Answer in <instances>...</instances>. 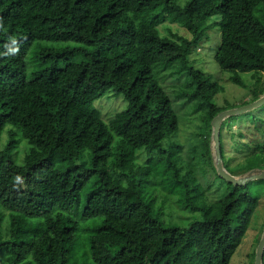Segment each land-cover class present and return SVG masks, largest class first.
<instances>
[{
	"label": "trees",
	"instance_id": "16d2710c",
	"mask_svg": "<svg viewBox=\"0 0 264 264\" xmlns=\"http://www.w3.org/2000/svg\"><path fill=\"white\" fill-rule=\"evenodd\" d=\"M157 11L189 37L161 38L150 25L135 27L134 16ZM213 17H219L220 32L214 61L239 88H246L241 75L250 74V98L242 106L253 103L264 95L259 88L264 0H0V191L11 190L17 176L27 183L33 171L49 168L33 186L23 185L22 215L42 223L27 234L23 217L10 214L7 240L0 233V264H68L78 223L95 219L100 222L90 239L92 264H229L259 207L251 188L264 181L233 186L215 175L227 194L208 204L210 185L181 172V147L161 148L177 131V117L149 62L166 51L178 52L164 62L180 59L194 86L192 98L208 103L199 157L215 173L210 123L235 108L210 104L223 88L187 65ZM10 38L18 41L13 56L5 55ZM44 42L63 45L43 47ZM35 43L40 47L33 62L21 64ZM108 92L122 95L127 109L104 121L93 103ZM224 122L219 131L224 169L234 177L263 170L259 139L248 145L231 138L234 152L224 161ZM17 138L28 145L21 164L15 158ZM137 151L147 154L149 174L162 179L166 195L177 196L182 209L198 213L199 220L185 229L167 226L142 187L111 177L107 161L124 168ZM6 215L0 207V232ZM22 236L27 238L21 241Z\"/></svg>",
	"mask_w": 264,
	"mask_h": 264
},
{
	"label": "rangeland",
	"instance_id": "374dc122",
	"mask_svg": "<svg viewBox=\"0 0 264 264\" xmlns=\"http://www.w3.org/2000/svg\"><path fill=\"white\" fill-rule=\"evenodd\" d=\"M185 3L187 0H179ZM134 18L135 27L141 28L142 26L150 25L158 33L161 38H169L171 36L188 38L187 31L178 24H171L166 21L162 14L157 11L152 14L136 15ZM219 17H213L208 20V30L205 39L199 44L197 49L192 48L188 57L187 65H191L195 69L203 72L211 81L218 83L223 91L217 94L208 102L220 108L226 105L236 108L243 107L249 96L250 89V74H242L241 77L245 82L246 88H239L233 85L229 80V73L221 71L214 61V56L220 44V32L218 23ZM62 43L44 42L43 47H56ZM66 44V43H64ZM63 45V44H62ZM38 43L31 46L30 52L27 56L23 57L20 61L21 64L33 62L34 56L38 50ZM176 51H166L160 56L152 57L149 62L153 65V71L156 75L159 85L164 89L173 111L177 117V131L166 138L161 143V148L167 149L173 146L181 147V172L190 173L195 177L201 186L210 185L205 195L208 204H215L221 201L227 194L226 185L219 181L212 170L207 169L200 159L201 145L204 144V131L203 121L206 115L207 102L201 98H192L194 86L191 83L190 77L187 74V69L182 67L180 59H175L172 62L165 63L164 60L170 56L175 55ZM264 87V76L261 78L259 88ZM246 106V105H244ZM101 118L107 121L110 117L117 113H121L127 109V103L122 95H114L108 92L104 97L93 103ZM247 115V116H246ZM235 118L231 121L224 122L225 128L221 132V149L223 151L224 161L234 152L233 142L240 141L241 143L250 145L255 139H259L264 147V105L254 109L246 114L231 117ZM229 118V119H231ZM223 125V127H224ZM232 125L230 132L227 131L226 126ZM242 133L243 136H240ZM263 133V134H262ZM238 137V138H237ZM18 146L15 151V158L18 164H21L19 156L25 154L28 145L25 141L17 138ZM238 146V145H237ZM261 146V145H260ZM262 160L263 154L258 155ZM147 154L144 151H137L135 160L124 168H119L113 165L112 160L106 163L107 170L112 178H118L123 184L131 181L137 187H142L143 192L153 198L155 201L154 206L160 209L163 214V223L167 226L185 229L189 223L199 220L198 213H190L182 209L178 202L177 196L166 195L161 189L159 177H151L149 168L145 164ZM240 161L237 160V164ZM264 170V163L261 166ZM262 170V169H253ZM49 168L42 167L32 172V179L27 183H17L11 190L0 191V207L5 211L6 215L1 223V236L2 240H7V234L4 233L5 226L8 223L9 215L12 214L17 219L24 220L23 224L27 234H32L39 225L42 223L41 219L24 218V187L33 186L35 179H43ZM217 176V175H216ZM252 195L259 197V207L254 214L250 227L247 230L240 246L237 248L229 264H254L253 253L255 257L256 243L261 237L264 230V186H252ZM81 209V207H80ZM19 219V220H20ZM21 221V222H22ZM100 220H88L78 223V232L75 235V243L72 254H70L68 264H92L90 253L91 237L95 234ZM27 236H22L23 241Z\"/></svg>",
	"mask_w": 264,
	"mask_h": 264
},
{
	"label": "water",
	"instance_id": "95a60500",
	"mask_svg": "<svg viewBox=\"0 0 264 264\" xmlns=\"http://www.w3.org/2000/svg\"><path fill=\"white\" fill-rule=\"evenodd\" d=\"M264 105V95L253 103L246 106L226 110L216 115L211 123V136H210V148L213 166L218 178L233 186H245L246 184L254 181H264V170H251L240 177H234L230 175L223 167L220 143H219V131L221 124L228 118L237 117L246 114L254 109H257ZM264 251V230L258 242L255 250L254 264H262V256Z\"/></svg>",
	"mask_w": 264,
	"mask_h": 264
},
{
	"label": "clouds",
	"instance_id": "9594fccd",
	"mask_svg": "<svg viewBox=\"0 0 264 264\" xmlns=\"http://www.w3.org/2000/svg\"><path fill=\"white\" fill-rule=\"evenodd\" d=\"M0 30H4L2 19H0ZM10 45L11 46H6L7 51L5 55L13 56L18 54L19 52L18 41L15 38H10ZM15 179L18 184L21 183V178L19 176H17Z\"/></svg>",
	"mask_w": 264,
	"mask_h": 264
}]
</instances>
